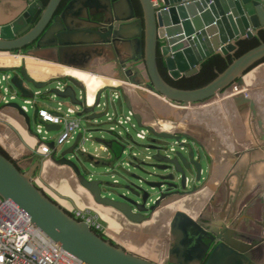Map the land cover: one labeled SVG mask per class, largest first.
<instances>
[{
	"label": "water",
	"instance_id": "95a60500",
	"mask_svg": "<svg viewBox=\"0 0 264 264\" xmlns=\"http://www.w3.org/2000/svg\"><path fill=\"white\" fill-rule=\"evenodd\" d=\"M63 1L5 0L0 9V52L26 54L29 51L48 50L60 53L53 57L60 61L62 55L70 50L89 49L92 50V57L111 63L112 75L118 78L135 81L138 69L143 70L142 73L147 76V86L180 107L216 98L232 83L243 85L244 73L264 59V40H261L258 45L235 57L210 82L193 89L172 85L162 75L159 67L161 62L168 76L172 80H179L197 74L213 55H234L241 40L259 38L260 33L264 31V0H157V3L152 0H138L142 9L141 16L136 15L131 0H68L61 9ZM123 6L132 10L131 18L120 16L118 11ZM71 16L85 22L84 25L70 23ZM26 48L28 49L24 53ZM0 71H14L10 82L23 102L43 96L41 90L35 91L28 83L42 89L53 80L67 81L63 89L55 86L45 92L53 93L54 96L79 106L80 110L76 115L80 123L85 120L88 127L81 129L72 145L62 152L54 142L49 143L52 149L51 159L57 164L70 167L79 184L90 192L95 203L117 210L130 222L142 224L150 221L158 209L166 206L170 197L189 199L187 195H193L208 185L206 183L212 177L213 162L204 143L183 131L161 130L146 124L143 115L135 111L132 97L126 88L120 85V99H123L126 107L132 111L137 125L146 128L148 134H151L147 148L152 150L153 154L148 155V158L155 162L153 166L157 169L166 171L171 168L172 173H150L161 180L146 182L152 188L160 189V194L154 199L148 191L133 183L127 186V192L112 196L113 192L107 190L100 179L95 178L93 173H84L78 164L79 154L87 155L93 161L118 157L113 146L114 141L102 138L97 141L101 143V150L103 147L107 148L109 158H96L80 149L91 136H87V133L94 130L91 129L90 123L95 125V121L105 114L96 110L101 106V91L97 96V104L87 107L86 85L72 75L40 81L25 67L0 66ZM78 89L84 92L83 96L78 95ZM231 103L241 118L245 119L248 128V108L253 110V115L259 123V136L264 141V125L255 108L256 100L243 93H237L233 95ZM8 104L15 107L30 126L29 114L24 111L22 105L16 101H10ZM250 131L253 137V128ZM182 137L185 139L182 140ZM167 139L174 141L170 147L164 141ZM195 144L201 146L209 158V171L205 179ZM258 144L261 145L260 142ZM262 149H257L259 155L261 154L257 156L258 159L264 158ZM188 169L194 171V182L203 179V183L190 191H175L179 185L184 189L188 186ZM115 180L114 183H118ZM139 181L143 182V179L139 178ZM172 188L174 190L170 191ZM129 194L141 198V201ZM0 196L13 202L32 223L62 248L88 264H160L126 249L120 243L104 238L87 221L75 217L50 197L34 182L29 173L23 171L17 162L1 149ZM208 225L203 217H193L185 211L175 212L171 216L170 231L175 235L172 246L177 254L174 264H206L216 250L222 248L224 251L219 260L220 264H250V261H241L239 252L231 248L226 249L224 243L214 249L207 261H203L210 246L204 241Z\"/></svg>",
	"mask_w": 264,
	"mask_h": 264
},
{
	"label": "rangeland",
	"instance_id": "374dc122",
	"mask_svg": "<svg viewBox=\"0 0 264 264\" xmlns=\"http://www.w3.org/2000/svg\"><path fill=\"white\" fill-rule=\"evenodd\" d=\"M14 53H17V52H14ZM24 53H26V52H24ZM18 54H21L20 56L22 57V60H25L26 54H22V53H18ZM9 66H14V67L18 66V67L28 68L25 63H20L19 65H9ZM88 70L92 71V69H88ZM18 71H19V69H18ZM13 72L14 71H8L7 73L10 74V76H12V75H14ZM93 73H97V72H93ZM1 74H2V72L0 71V75ZM248 74H251L250 77L256 79V80L250 81L251 84L255 83V81L264 82V61L258 62L252 68L247 70L246 73H244V75H248ZM66 75L67 74H65V75L59 74V75L49 76V77L43 78V79L42 78H40V79L35 78V79L43 81V80L50 79L52 77L56 78L58 76H66ZM61 80L64 82L65 79H61ZM58 81L59 80H57V81L53 80L49 85H47L46 87H44L42 89H39V88L32 86L31 83H28V86L33 88L35 91L41 90V92L43 93V96L42 95L38 96L35 99L39 103L45 104L46 106H48L51 109H57L58 106L61 105L64 110H67V107L69 105L67 100L62 99V98H58V97L54 96L53 93H46L45 92V91L55 87L57 85ZM80 81H82V80H80ZM245 83H246V81H245ZM3 84L7 85V82L4 81ZM111 91H114V88L112 89L110 87H106L105 89L102 90V92H101V106L96 108V110L98 112H103L105 114H104V116L98 118L97 121H95V125H93L94 124L93 122L90 123V124H92L91 129H94V130L92 132L87 133V136H89L90 134H91V136L88 138L87 142H85L83 144V146L90 152H93L95 150L100 151L101 150L100 149L101 143L97 142V139L102 138L106 141H114L113 146H114L115 152L118 154V157H112V160L111 159L110 160L101 159V160H99V163H97L95 161L90 160L87 155L85 156L84 154H79L78 164L84 173H87V174L93 173L95 178L100 179L103 182V186H106L107 190H109L110 192H113L112 196L116 197L118 194H120L122 192H127V190H128L127 186L130 185L131 183H133V184H136V185L142 187L144 190L148 191L151 198L154 199L156 196H158L160 194V189L158 187L152 188V186L146 184V182H148V181L161 182V180H160V178H157L155 176H151L150 173H157V174H164L165 175L166 173L167 174L172 173V169L170 168L166 171H163V170H159L153 166V164L155 162L152 159L148 158V155H152L153 151L147 148V146L151 140V136H150L151 134H147L148 136L145 139H140L137 137V131H140V129H142V127H139L137 125L135 119L133 118V115L131 116V120H130L131 122L127 121V116H129L128 112H130L129 109L126 107L123 99H120V98L119 99H113V95H112ZM118 91L119 90L115 89V92H118ZM78 95L83 96L84 92L78 89ZM16 102L23 104V99H21V97H18L16 99ZM29 110H31L30 107H29ZM31 114H32V110L30 111L29 115H31ZM237 115H238V112H237ZM73 117H76V114H73ZM83 118H85V117H83ZM216 118L217 117H213V120L214 121L217 120ZM237 118H239V115ZM116 122H118V123H116ZM215 122L219 124L218 121H215ZM133 125H135V127H133ZM85 126L88 127V125L85 123V120H84L83 123L81 122V129H83ZM185 126L187 129H188V127L198 129L199 128L198 126H200V125L188 124ZM34 127H35V125H34ZM136 127H138V128H136ZM217 128L220 131L223 130L221 128V126H219ZM96 129H100V130H96ZM199 129H201V128H199ZM80 130H78L77 133L80 132ZM161 130H169V129H161ZM111 131H114V132L112 133ZM55 132L56 131H50V136H53L55 134ZM130 134H131V136H130ZM117 135H119L120 137L119 136L117 137ZM131 137H132V139H130ZM122 139H123V141H122ZM184 139L185 138L182 137V140H184ZM164 141L167 142L168 147H170V145L172 143H174V141L172 139H167ZM71 142H73V140ZM229 143L231 146V142H229ZM70 145L71 144L67 143L64 146H62V148H61V146L60 147L58 146L59 151L62 152V150L66 149ZM224 145H226V144H224ZM195 146L198 149V156L200 158V161L202 163V168H203L202 176L205 179V178H207L208 171H209V165H210L209 158H208V155L201 148V146H199L197 144H195ZM122 150L124 152H122ZM164 150H162V152H164ZM222 153H223V151H221V154H220L221 159H224L225 154H222ZM93 165H94V167H93ZM134 175H136L137 177ZM186 175H187V178H189L188 186L184 189V188H181V186L179 185L178 188L175 189V191H179V192L190 191L193 188L200 186L204 181L202 179L201 181L194 182L193 180L195 179V174H194V171L192 169H188L186 171ZM139 178L143 179V182H140ZM115 179L118 181V183H114ZM104 194H106V192H104ZM129 195L134 197L136 200L139 199L141 201V198L135 197L134 194H132V195L129 194ZM174 200L176 201L175 198L170 197L169 199H167L166 202H168L170 205L171 202H173ZM191 202L194 204L195 200H192ZM168 206L163 208L162 210L161 209H158V210H161V212H163L165 209L168 208ZM71 207L76 208V206H71ZM158 210L154 213V216L150 219V221L152 219L156 218L155 214L158 212ZM193 210H194V208H193ZM173 214H174L173 212H170L169 214H167V212H166V215H164L161 218L156 220V224H151L152 227H148L147 230L149 232H146L145 235L143 233H142L143 235H140V239H138L140 232L137 231L135 234L132 233L131 237H132L133 241L130 240V242H134V243L131 245L136 247L137 250H142L140 245L148 244V240H149L150 243L146 246L151 248L150 254L154 251L156 253H161V250L160 251L156 250L158 248V246L156 244L155 239H160V243H162L163 247L166 246L165 244L167 242L169 245V242H171V240L169 241V239H168L169 233H170L169 221L171 220L170 217ZM147 221H149V220H147ZM147 226H148V223H144V224H142L140 229H145ZM104 227H107V223H104ZM152 229H153V231H152ZM125 230H126V228H124L122 232L117 233L121 236L123 235V240H126V236L128 234V233L125 234ZM167 230L169 231V233ZM165 231H167V232L164 233L162 236H158V234H161V232L163 233ZM104 233L107 234L106 231ZM109 233H111V232H109ZM111 234L114 237L111 235H108L109 238L116 240V238H115V236H116L117 238H119L118 240L120 242V239L122 238L121 236H118L117 234H115V232H113ZM145 240H146V242H145ZM142 241H144V242H142ZM129 247L131 248L130 245H129ZM126 249H128V248H126ZM128 250H130V249H128ZM139 252H141V251H139ZM142 252H144V251H142Z\"/></svg>",
	"mask_w": 264,
	"mask_h": 264
},
{
	"label": "crops",
	"instance_id": "0c3cea01",
	"mask_svg": "<svg viewBox=\"0 0 264 264\" xmlns=\"http://www.w3.org/2000/svg\"><path fill=\"white\" fill-rule=\"evenodd\" d=\"M4 2H5V0H0V9L2 8V5ZM80 9H81V11H83L82 8H80ZM129 11L130 10L128 8H126V6H123L118 12H120V16L124 15L127 18H131ZM71 20H72V22H71ZM74 22H76L77 25H84V23H85V22H81L79 19H77L76 16H71L70 17V23H74ZM65 55L66 56L63 57L62 59L66 60L72 64H75L78 66L80 65V66L87 68V69H92L93 72L113 76L112 75L113 65L111 63H106L101 58L92 57V50H89V49H78V50L73 49V50H70L69 52H67ZM43 62L51 63V62H46L44 60H43ZM51 64H53V63H51ZM111 86H114V85L105 84L102 87H104V88L110 87L111 88ZM132 97L135 98L136 100L138 99V97L135 96L134 93H132ZM32 100H34V99H32ZM140 101H142V100H140ZM151 102L152 101H146V103L148 105ZM68 104L71 105L70 102H68ZM135 104L138 106L139 111L142 113L143 118H144V122L146 124H152V123H149V121L146 119V117L153 116V113H150V109L146 106L144 107V106L140 105L138 101ZM32 105H33V107H30V105H29L30 109L32 110V114L29 115L30 123H31L29 126L27 124L26 118L23 115H21L15 107L10 106V104H4L0 99V149L3 150L12 159H14L23 171H26L27 173H29L31 175L32 179L34 180V182L37 185H39L48 195H51L50 197H52L54 200L59 202L66 209L70 210L71 208H73L71 206L78 205L77 200H79L80 202L82 201L84 203V205L87 207L90 206V205H88L90 203V204H94L95 206H97L101 209H106L107 213L110 216L117 218L119 220V222L121 223L120 225L122 226V229L126 228V227L128 228V230L125 231V234L128 233L126 236V240H123V235H122V238L120 239V242H119V240H118L119 238H117L115 236V238H116L115 241L117 243H120L121 245H123L124 247H126L128 249H130V247H129V245H130L131 250L133 252H136L142 256L156 257L153 255L154 252H152L150 254L151 248L146 246L150 243L149 240H148V244L140 245L142 250H137L136 247L131 245L134 242H130V240H132V237H131L132 233L135 234L137 231L140 232L139 238H138V239H140V235H143V234L145 235L146 232H149L148 230H142L140 228H141L142 224H144V223H148V225H149L150 222H152L154 219H152V221H146L144 223L142 222V224L141 223L137 224V223H133V222L128 221L120 212H118L117 210H115L109 206H104V205L99 206V204L94 202L93 197L90 194V192H88L86 189H84L79 184L76 175L74 174V172L72 171V169L70 167H68L66 165H60V164L55 163L51 159V155L49 158H45L40 153L39 146H40L42 140L40 139V136L36 132V125L38 123H41L42 120L38 116L37 111L39 108H46V109H49L51 111H54V109H51L48 106H46L45 104H41L36 100H34ZM150 106L157 107L156 104H153V103ZM233 106L234 105L231 103L230 109H232ZM181 107H183V106H181ZM134 109L136 112L138 111L136 109L135 105H134ZM31 110H28V114L30 113ZM44 124L46 126V129L47 130L49 129L48 130L49 133L47 135L48 140L44 141V142L47 144H49L51 142H55L57 137L60 134L61 127L59 125L51 124V123H44ZM34 125H35V127H34ZM180 126L181 125L177 124L174 129L169 127V130L185 131L187 133L194 135V137L196 135H199V134L204 133V132L215 135L212 131L205 129V127L203 125L201 126V129H194L191 127H188V129H187L186 126H184V128L181 129ZM50 131H56V132L53 136H50ZM227 133L229 135V132H227ZM203 135H205V134H203ZM216 137L218 138V136H216ZM218 139L222 143L221 139L220 138H218ZM228 139L230 142L233 139H234V141L237 140V138L235 136H232V135H229ZM206 141H207L206 142L207 145H205V144L204 145L212 153L213 157L215 158V164H214L215 168H218L219 162L221 160V155H220L221 150L218 148L217 144L215 143L214 138L211 140V138L206 137ZM69 144L72 145V142ZM64 145H61V146H64ZM94 161H97V159H94ZM97 163H99V161H97ZM223 168H222V170H223ZM223 173H224V171L222 172V174ZM210 185H208L207 187H209ZM72 193H75L77 196L73 197ZM211 193L212 192L209 189H206L203 191L201 190L202 196L198 197V198H201L200 205L197 207H195V206H196V201H197L196 197L198 196V194H193V195L188 196L189 199H191V200L189 201V199H185V200L183 199L182 201H180V204L184 203L185 209H187L189 207L194 208V210H193L194 212L192 210H189V213L192 216L196 217V211H198L199 213L201 212V210L203 208L201 206H204L208 203L209 198L211 196ZM192 200H195L194 204L191 202ZM86 203H87V205H86ZM168 205L169 204H167L163 208L167 207ZM161 210H158V212L155 214V216H157V214H159L161 212ZM167 214H169V213H167ZM164 215H166V214H164ZM164 215L162 214V216H164ZM161 217H159V218H161ZM125 224H127V226ZM109 229H110V232H112V233L114 232L111 229V227H109ZM117 233H120V232L115 231V234H117ZM117 235L121 236L119 234H117ZM155 241H156V244H157V242L160 243V241L158 239H155ZM142 242H144V241H142ZM145 242H146V240H145ZM139 251H141V252H139ZM142 251H144V252H142ZM158 254H159V257H161V255H162V258H160V259H163V250L162 249H161V253H158Z\"/></svg>",
	"mask_w": 264,
	"mask_h": 264
},
{
	"label": "flooded vegetation",
	"instance_id": "af4514ba",
	"mask_svg": "<svg viewBox=\"0 0 264 264\" xmlns=\"http://www.w3.org/2000/svg\"><path fill=\"white\" fill-rule=\"evenodd\" d=\"M28 48L23 51L25 52ZM66 66L93 73L80 65L66 64ZM96 74L100 75L102 73ZM107 76L115 78V76ZM64 82L67 81L65 80ZM256 106L255 108L264 125V101L262 104L256 103ZM238 115L239 127L243 131L242 136H245V141L249 144V147H245L244 145V148H247L244 154L242 150L232 153L234 150L229 149L220 142L218 139L219 137L217 138L213 135L215 143L218 148L223 151L222 154H225V158L220 160L218 165L219 168H215V165L214 169L211 167L212 177L209 178L210 180L206 184L210 185L214 183L213 176L218 175V170L216 169H221L223 166L224 173L219 179H216L218 181L213 185L216 189L213 191L209 189L212 193L208 203L201 206L203 208L200 213L196 211V217H203L205 223L209 224L206 228L207 234L204 235V241L209 243L210 246L203 261H207L214 249L221 243H224L226 249L231 248L239 252L241 261H250V264H264V158H257L259 155L257 149H262L263 147L262 150L264 154V141L262 137L259 136V123L255 115H253V110L248 108L249 128L245 125V119L241 118L239 113ZM250 121L253 122L251 123ZM251 127L255 132L253 137L251 136ZM203 134H206V132L196 135L195 137L205 144L206 137H203ZM231 141L234 143L235 149H237L239 144L236 143L239 139L236 141L233 139ZM258 142H260L262 147L261 145L259 146ZM238 143L241 142L239 141ZM239 148L244 149L242 147ZM227 182L229 183L228 185ZM172 190L174 189H170V191ZM200 196L201 193L196 197L197 201L195 207L200 205L201 198H198ZM182 200L183 199L180 201ZM174 201L171 202V204H173ZM180 205L183 207L178 208V212L184 211L185 209L184 203L180 204V202H178V206ZM189 210L193 211V208L189 207L185 209V212L189 213ZM195 219L197 220L198 218ZM167 231L163 232V234ZM158 240L160 241V239ZM113 241L116 242L115 240ZM173 242L174 241H171L170 244L172 245ZM157 245L159 248L163 247L162 243L157 242ZM165 245L164 249L167 250L170 245H168V242Z\"/></svg>",
	"mask_w": 264,
	"mask_h": 264
},
{
	"label": "bare ground",
	"instance_id": "6f19581e",
	"mask_svg": "<svg viewBox=\"0 0 264 264\" xmlns=\"http://www.w3.org/2000/svg\"><path fill=\"white\" fill-rule=\"evenodd\" d=\"M129 14L132 15V10L129 11ZM58 54H60V53H57V52L55 53L54 51H48V50H42L39 52L29 51L27 53V55L25 56V60H22V57L18 53L0 52V66L19 65L20 63H25L26 66L28 67L27 69L30 72V74L34 78H39V79L40 78L43 79V78H47L49 76L59 75V74L72 75V76L76 77L77 79L82 80L83 83H85L86 88H87L89 101L93 100L95 92L105 84L122 85L126 88V90L128 91V93L130 94L131 97H132V93H134L135 96L138 97L137 100L132 97L133 104L135 105L136 109L138 110L137 112L141 113L139 111L138 106L135 104L138 101L140 105H142L144 107L145 106L148 107L150 109V113H153V116L146 117V119L149 121V123H152L150 125H154L155 127L159 128V129H164V128L169 129V127L174 129L176 127V125L178 124V125H181L180 126L181 129H183L184 126L188 125V124L200 125L198 127L201 128V124H202L205 127V129L212 131L218 137L220 136L219 138L221 139L222 143L226 144L229 149L234 150V152H232V153H236L237 151L242 150L243 154H244L246 152L245 149H247V148H244V145H245V147H249V144L247 143V141H245L246 140L245 136L244 135L242 136L243 131L239 127V120H238L239 118H237L238 117L237 110L234 108V106L232 108L233 110L230 109L231 108V102H224V101L220 100V97L216 96V98H212V99L207 100L205 102L189 105L187 107H180L177 104L169 102L168 100H166L165 97L161 96L153 88L147 86L146 81H145L147 76L142 73L143 70L138 69V71L136 73L135 81H131L130 79H127V78H118L116 76H115V78H113V77H109V76L104 75V74L99 75V74H95V73L86 72L82 69H78L75 67L66 66V64L72 65V63H70L66 60H63L62 58H60L61 59L60 61H56L55 58H53V57H57ZM65 54L66 53H64L62 56L65 57L66 56ZM43 60L46 62H51L53 64L45 63V62H43ZM250 76H251V74H248V76L245 77L246 83L244 85V87H245L244 89L248 91L249 95L252 96L256 100L257 103L262 104L264 101V82L255 81V83L251 84L250 81L256 80V79H254ZM139 77H142V78H139ZM114 91H115V89H114ZM111 92H113V91H111ZM139 99L142 101H140ZM145 100L146 101H152V102L148 105ZM67 102H69V101H67ZM152 103L156 104L157 107L150 106ZM213 117H217L216 119L219 122V124L213 120ZM116 123H118V122H116ZM219 126H221V128L223 129V130H221L222 132L217 128ZM136 128H138V127H136ZM183 132H185V131H183ZM227 132H229V135L235 136L241 142V143H238L239 142L238 141L236 143V144H239L237 149H235V145H234V143H232V141H231V146H230V143H229L230 141L228 139L229 135ZM190 135H192V134H190ZM130 136H131V134H130ZM192 136H194V135H192ZM204 136L207 138H211V140L214 138V136L212 134H209V133H206L205 135H203V137ZM130 139H132V137ZM122 141H123V139H122ZM205 145H207V144L205 143ZM239 147H242L244 149H241ZM61 148H62V146H61ZM213 181H214V183L215 182L217 183L218 180L213 179ZM214 183H212L209 187H207V185H206L205 188H202V191L206 190V189H211L212 191L215 190L216 187L213 186ZM199 193H201V191H199L195 194H199ZM72 195H73V197L77 196L75 193H72ZM77 201H78V204L80 206L85 207V205L82 201L81 202L79 200H77ZM178 202H180V200L174 201V203L169 205V207L167 209H165L162 213L160 212L159 214H157L156 218L153 221L151 220L152 222H150V224L145 229H142V230H147L148 227H152L151 224H156V220L159 217H161L162 214L164 215V214H166V212L167 213H170V212L174 213V212H176V210L178 212V208L183 207L182 205L178 206ZM86 205H87V203H86ZM88 205H90V207L95 208L97 211L101 212L104 219L109 224L108 225V231L109 232H110L109 227H111V229L114 232L115 231H117V232L123 231L124 228L122 229V226L120 225L121 223L119 222V220L117 218L110 216L107 213L106 209H101V208L95 206L94 204H90V203ZM125 225L127 226V224H125ZM126 230H128L127 227H126ZM152 231H153V229H152ZM162 234L163 233L161 232V234H158V236L162 235ZM111 236H113V235L111 234ZM168 238H169V241L170 240L174 241L175 235L172 234L170 231ZM110 240H112V239H110ZM169 245H170V242H169ZM161 249H163V259H160V258H162V255L160 254L161 257H159V254L156 253L155 251H154L153 255L156 257H146V258L151 259V260H153L157 263H160V264L163 262L176 263L177 254L173 250L172 245H170L167 250L164 249V247L157 248L156 250L160 251ZM130 250H131V248H130ZM223 251H224L223 248L216 250L213 257L209 261H207L206 264H220L219 260H220V257L222 255Z\"/></svg>",
	"mask_w": 264,
	"mask_h": 264
},
{
	"label": "built area",
	"instance_id": "2783aa9c",
	"mask_svg": "<svg viewBox=\"0 0 264 264\" xmlns=\"http://www.w3.org/2000/svg\"><path fill=\"white\" fill-rule=\"evenodd\" d=\"M152 1L154 3H157V0ZM246 76L248 75L243 76V85H240L236 82L232 83L227 88H225L220 94H218L217 97H220V100L224 102H231L233 95L237 93H243L247 97H252L249 95L248 91L244 89ZM10 77L11 76L8 73H2L0 75V99L4 104H8L10 101H15L18 97H20L18 91L12 86L10 82ZM4 81L7 82V85L3 84ZM65 85V82L59 80L56 86L60 89H63ZM118 87L119 85L111 86V88L114 89H117ZM102 89L105 88H99L95 92L93 100L89 101L86 88L85 106H95L97 104V96L99 92L102 91ZM112 95L113 99H119L120 91H113ZM33 102L34 101L32 99L24 100L22 104L24 111L28 112L29 105L30 107H33ZM79 110V106L73 104L68 105L67 110H64L61 105H59L57 109H54V111H51L46 108L38 109V116L40 117L42 122L36 125V132L42 140L39 146V151L45 158L50 157L52 149L50 147V144L44 142L48 140L47 135L49 133L44 123L56 124L61 127L60 134L54 142L57 146H61L66 143H71V141L75 139L77 131L81 129L80 119L77 117V115L76 117H73V114H77ZM132 115V111L129 112V116H127V121L130 122ZM133 127H135V125H133ZM147 134L148 130L144 127H142L140 131H137V137L140 139H145L148 136ZM80 149L86 153L93 155L96 158L110 157V154L108 153L106 147H103V150H95L93 152L88 151L83 145L80 146ZM209 153L213 157L210 151ZM213 159L214 158H212V164L214 169L215 159ZM222 168L223 166L221 167V169H216L218 170V175L213 176L214 179H219L223 175ZM177 200L181 199H176V201ZM69 211L75 217L87 221L89 225L98 233H104L106 231L107 235H111L108 231L107 221L104 219L101 212L97 211L95 208L90 206L82 207L76 205V208H71ZM104 223H107V227H104ZM0 264L88 263L62 248L57 242H55L39 227L32 223L30 218L23 211H21L20 208H18L13 202H11L9 199H4L0 196ZM168 264L174 263L170 262Z\"/></svg>",
	"mask_w": 264,
	"mask_h": 264
},
{
	"label": "trees",
	"instance_id": "16d2710c",
	"mask_svg": "<svg viewBox=\"0 0 264 264\" xmlns=\"http://www.w3.org/2000/svg\"><path fill=\"white\" fill-rule=\"evenodd\" d=\"M132 4L134 6V9L136 11L137 16L142 15V9L141 5L138 0H131ZM45 2H48V0H45ZM68 0H64L61 6V9L66 5ZM261 40H264V31L260 33L259 38H251V39H243L239 42V49L234 55H230L228 57H222L221 55H213L211 58H209L204 66L200 69V71L189 77V78H184L178 81L172 80L166 71L165 66L161 62H159V67L162 75L174 86L179 87V88H185V89H193L197 87L204 86L208 82H210L212 79L215 78V76L223 71L229 63L233 61L235 57L240 56L250 48L258 45ZM264 59L261 60L263 62ZM119 90V88H117ZM3 151V150H2ZM5 153V152H4ZM100 232V235H102L106 239H111L108 237L107 234ZM112 241V240H111ZM114 242V241H113ZM115 243V242H114Z\"/></svg>",
	"mask_w": 264,
	"mask_h": 264
},
{
	"label": "clouds",
	"instance_id": "9594fccd",
	"mask_svg": "<svg viewBox=\"0 0 264 264\" xmlns=\"http://www.w3.org/2000/svg\"><path fill=\"white\" fill-rule=\"evenodd\" d=\"M4 73H6V72H4Z\"/></svg>",
	"mask_w": 264,
	"mask_h": 264
}]
</instances>
